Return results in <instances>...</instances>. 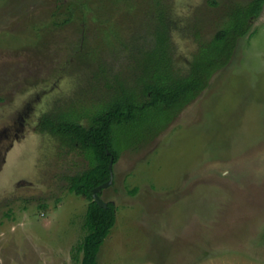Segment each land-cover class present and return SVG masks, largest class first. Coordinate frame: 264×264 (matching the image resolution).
Segmentation results:
<instances>
[{"label":"rangeland","instance_id":"obj_1","mask_svg":"<svg viewBox=\"0 0 264 264\" xmlns=\"http://www.w3.org/2000/svg\"><path fill=\"white\" fill-rule=\"evenodd\" d=\"M162 1L175 63L187 69L251 0ZM157 9L0 0V264H81L91 200L70 188L91 160L42 124L68 115L89 125L125 71L141 90L134 50L158 26ZM170 116L153 108L118 127L114 182L101 192L117 220L99 264H264V8L231 61Z\"/></svg>","mask_w":264,"mask_h":264},{"label":"trees","instance_id":"obj_2","mask_svg":"<svg viewBox=\"0 0 264 264\" xmlns=\"http://www.w3.org/2000/svg\"><path fill=\"white\" fill-rule=\"evenodd\" d=\"M263 8L264 0H251L248 5L235 8L226 25L211 40L201 43L191 66L184 69L175 63L168 6L158 0V26L145 37V45H136L134 50L140 53L136 55L138 62H144L139 67L141 90L122 83V88L118 87L106 107L92 114L89 125L68 115L58 119L45 117L42 125L46 129L68 138L91 160L89 169L72 177L70 188L91 200L87 220L89 233L80 247L84 253L81 264H99L100 248L117 220L115 202L100 205L94 199L93 189L109 180L112 156L115 162L118 160L119 151L115 146L118 127L136 121L141 112L153 108L158 109V115L169 113L171 120L209 86L219 69L231 61L237 41L249 32L252 17L259 16Z\"/></svg>","mask_w":264,"mask_h":264},{"label":"water","instance_id":"obj_3","mask_svg":"<svg viewBox=\"0 0 264 264\" xmlns=\"http://www.w3.org/2000/svg\"><path fill=\"white\" fill-rule=\"evenodd\" d=\"M114 163H115L114 156H112V159L110 162L111 176H110L109 180L101 183L100 185L96 186L93 189V195H94L95 201L98 202L102 206L108 205V202L103 199L101 192L103 191L104 188L110 186L114 182Z\"/></svg>","mask_w":264,"mask_h":264},{"label":"flooded vegetation","instance_id":"obj_4","mask_svg":"<svg viewBox=\"0 0 264 264\" xmlns=\"http://www.w3.org/2000/svg\"><path fill=\"white\" fill-rule=\"evenodd\" d=\"M157 28V27H156ZM156 28H155V30H156ZM144 64V62L142 63V62H138V60H137V67L139 68V67H142V65ZM139 71H141V68H139L138 69ZM121 74V76L122 77H126V79L123 81V78L120 76L119 77V84H118V87L121 89L122 88V86H123V84L122 83H126L128 80V76H126L127 74H126V71H125V74L124 73H120ZM140 74L138 73V74H136V75H134L133 77H136L135 79L138 81L139 80V78H140ZM120 78H122V80L120 81ZM119 92H122L123 93V91H119ZM112 98V97H111ZM104 103L106 104L107 102L106 101H104Z\"/></svg>","mask_w":264,"mask_h":264}]
</instances>
